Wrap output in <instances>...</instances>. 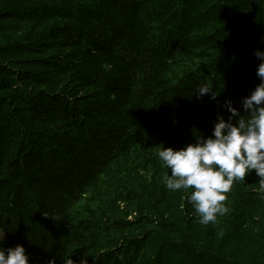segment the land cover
Here are the masks:
<instances>
[{
  "label": "trees",
  "instance_id": "trees-1",
  "mask_svg": "<svg viewBox=\"0 0 264 264\" xmlns=\"http://www.w3.org/2000/svg\"><path fill=\"white\" fill-rule=\"evenodd\" d=\"M256 50L264 0H0V245L30 264H264L255 172L204 226L155 155L210 136L226 100L246 115Z\"/></svg>",
  "mask_w": 264,
  "mask_h": 264
},
{
  "label": "clouds",
  "instance_id": "clouds-1",
  "mask_svg": "<svg viewBox=\"0 0 264 264\" xmlns=\"http://www.w3.org/2000/svg\"><path fill=\"white\" fill-rule=\"evenodd\" d=\"M254 54L260 61L256 69L260 83L242 98L246 115H241L232 101L226 100L224 107L231 115L227 120L218 115L210 136L200 135L195 143L180 149L158 148L155 153L168 170L164 173L166 189L186 193L191 190L187 203L197 214V222L204 226L215 223L218 215L227 211L226 194L253 171L264 191V51L256 50ZM195 92L201 98L211 91ZM211 98L216 99L214 93ZM4 239L5 234L0 233V242ZM0 264H30V257L23 245L8 248L0 245ZM67 264L74 262L69 260ZM80 264H87V260L81 259Z\"/></svg>",
  "mask_w": 264,
  "mask_h": 264
}]
</instances>
